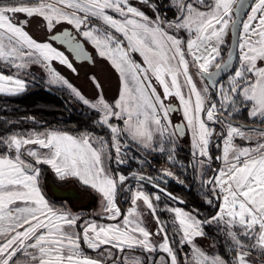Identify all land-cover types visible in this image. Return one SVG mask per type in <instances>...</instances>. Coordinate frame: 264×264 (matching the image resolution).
<instances>
[{"label":"snow or ice","instance_id":"6c2138e0","mask_svg":"<svg viewBox=\"0 0 264 264\" xmlns=\"http://www.w3.org/2000/svg\"><path fill=\"white\" fill-rule=\"evenodd\" d=\"M245 8L250 11L242 19ZM36 18L51 33L49 40L65 45L76 59L93 60L80 36L110 63L120 84L112 102L95 76L101 92L90 100L56 70L54 61L76 71L64 51L26 30ZM62 24L75 34L59 31ZM0 62V94L24 93V77L39 65L47 83L67 88L94 111L93 126L107 133L0 135V264H264V0H0ZM221 73H227L222 82L216 80ZM170 97L179 108L165 103ZM176 111L186 123H172ZM245 112L251 124L237 122ZM185 129L191 160L184 168L192 169L214 214L168 203L161 208V194L185 204L167 190V167L157 177L111 167L113 160L148 163L131 154L132 145L140 153L165 154L177 166V138ZM217 137V148L220 140L223 147L213 157L210 145ZM237 138L247 144H237ZM214 159L220 162L215 169ZM42 165L61 180L90 186L101 197L104 218L115 223L54 207L40 187ZM130 178L135 188L126 183ZM144 180L157 191L145 192ZM120 191L130 194L126 213L117 206ZM141 203L155 221L154 232ZM162 212L172 214L168 221ZM82 244L95 255L85 254Z\"/></svg>","mask_w":264,"mask_h":264},{"label":"trees","instance_id":"16d2710c","mask_svg":"<svg viewBox=\"0 0 264 264\" xmlns=\"http://www.w3.org/2000/svg\"><path fill=\"white\" fill-rule=\"evenodd\" d=\"M91 55L93 57V64H88L87 62L84 63L89 66L92 65V68H94L95 71H89L85 73V82L83 81V79L80 80L81 77H79L78 82H76L74 78L77 74L81 75V71L77 70L76 73H73L71 75L67 73L65 74L68 76L72 84L78 87L81 92L86 93V91L82 88L84 87V85H86L89 91L94 94L95 85L90 80V75L96 76V78H98V73V75H100L103 80L102 82L109 81L107 74V71H109L114 81L113 94L110 97L109 95L105 94L104 91L109 89V87L106 85L107 82H104V86L99 78L98 80L102 85L103 96L106 97L107 101L112 102V100H114L116 96V92L118 89V75L105 59L94 55L92 52ZM79 63L81 62H74V66ZM55 66L62 72V70L60 69V65L55 64ZM156 87L157 91L160 92L158 85H156ZM96 118L97 117L94 111L83 105L82 102L75 98L67 88L45 84L42 80L33 79L31 85L27 87V90L20 95L8 96L0 94V135H9L13 133L27 135L30 132H41L43 130L53 129L57 131L67 132L72 135L80 134L83 131H90L95 134L107 136L106 130L102 131L100 128L93 126L92 121ZM237 122H240L242 124H251L248 118H246V112L243 113L242 116L238 117ZM214 127L219 126L214 125ZM180 140L182 141V143L181 147H178V150L181 152L186 151V139L183 138V136H180ZM210 151L212 155L218 154V150L214 148V145L212 147V144L210 145ZM131 154L139 157L143 156L147 161L152 160V162H156L153 161V158L155 157H149H151L150 155L156 156L157 154L144 153V155H142L137 151L135 145L131 146ZM155 159L157 160V158ZM134 164L135 163L131 161L129 167ZM40 167L42 168V175L39 182L40 187L49 202L58 203L64 209H67L72 213H78L79 216L83 217L84 219H99L97 217V214L91 212L95 208H99L101 204V197L95 190H93L90 186L83 185L76 179H59L46 165H42ZM111 167L113 169L121 171L122 173H128V171H126V165H114V160L111 163ZM188 173L189 169L187 168L185 175L187 186L185 188L179 187V192L178 190H176L177 193H174L175 196L183 199L185 201V204H179L176 201L172 202L185 210H192L193 207H200L202 209H206L199 210L202 215L212 214L215 209L206 208L209 206L203 201L201 192L198 193V190L196 189L197 183L195 182V180L191 188H189V190H186L190 181ZM131 180L132 179H129V181H127L126 183H132ZM142 184L148 186L144 188L145 191H149L151 189L146 183L143 182ZM52 186L60 188H71L75 191V195H57L53 193L51 189ZM129 195L130 194L125 191L118 192L116 202L117 206L122 210L123 213L125 212L128 205ZM161 196L162 199L158 203L160 206H163L165 205V203H168L169 200H167V197H164L163 195ZM194 197L196 199H194ZM189 198H192V204L190 205L187 201L189 200ZM160 216L161 218H164L166 216V212L160 213ZM104 221L108 220L104 219ZM208 231L212 232L213 230L208 229ZM219 250L224 251L223 249Z\"/></svg>","mask_w":264,"mask_h":264},{"label":"rangeland","instance_id":"374dc122","mask_svg":"<svg viewBox=\"0 0 264 264\" xmlns=\"http://www.w3.org/2000/svg\"><path fill=\"white\" fill-rule=\"evenodd\" d=\"M253 2V1H252ZM140 7H142V6H140ZM143 10H145V12L147 11V10H150L149 8L148 9H145L144 7L142 8ZM151 11V10H150ZM149 11V12H150ZM248 11H250V9L248 10ZM148 12V11H147ZM244 19H246V16H245V18ZM39 21V18H36V19H33L32 21H31V23L27 26V28H26V30L35 38V39H37L38 41H44V40H48L47 38H45L46 36H48V35H50L51 33H48L47 32V30H46V28L43 26V24L42 23H40V22H38ZM59 26V25H58ZM57 26V27H58ZM65 26H68V27H71V26H69V25H66L65 24ZM74 30V29H73ZM81 38H83V37H81ZM49 42H51V43H53V46L54 47H57V48H59L60 46H58L55 42H52V41H50L49 40ZM84 42H85V44H86V47H88V49L94 54V55H96V56H98L97 54H96V52H95V50L92 48V46H91V44H89L87 41H85L84 40ZM59 49H61V48H59ZM61 51H64V50H62L61 49ZM65 52V51H64ZM65 54L66 55H68L69 56V59L72 61V63H73V67L76 69V71L78 70V71H81L80 73H82L81 75H76L74 78H75V80H76V82H78V80H79V77H81L80 78V80L81 79H83V81L85 80L84 78V76H85V73L86 72H89V71H95V69L94 68H92V65H86L84 62H81V63H79V64H77L76 66H74V60H73V58H71V56L68 54V53H66L65 52ZM134 55V58L135 59H137V61H140V58H139V56L137 55V54H133ZM236 59H237V55H236V57H235V59H234V61H233V63L235 64L236 63ZM108 62V61H107ZM109 63V62H108ZM55 64H57V65H60L58 62H53V65H54V67L56 68V70L64 77V78H66L70 83H72L70 80H69V78H68V76L65 74V73H67V74H69V75H71V74H73V73H76V71L75 72H73L71 69H69L68 67H66V66H64V65H60L61 67H60V69L62 70V72L55 66ZM110 64V63H109ZM0 68H3V66H2V62H0ZM104 68V67H103ZM105 69V68H104ZM106 70V69H105ZM3 71H4V74H9V71H8V69H3ZM107 71V70H106ZM68 72H70V73H68ZM108 73V78H109V81H104V82H107V86L109 87V89H110V87H111V89L109 90V89H107V90H104L105 91V94H107V95H109V97L113 94V87H114V81H113V77H112V75L109 73V71H107ZM29 73H30V75H28V76H26V77H24V79L28 82V86L29 85H31V83H32V80H33V78L34 79H38V80H42L43 81V83H45V84H49V83H47V81H48V79H49V77H48V74L46 73V71L42 68V67H40L39 65H32L31 67H30V69H29ZM193 73H194V70H193ZM117 75H118V73H117ZM93 75H90V80L92 81V79H91V77H92ZM96 77V76H95ZM97 77L99 78V80L101 81V83L104 85V82H102L103 80H102V78H101V76L100 75H98V73H97ZM226 78H227V73L224 75V76H222V78L220 79V81L222 82L223 80H226ZM194 79L196 80V82H197V84H198V86H203V82L200 80V78L199 77H196L195 75H194ZM85 82V81H84ZM93 83V82H92ZM86 84H87V82H86ZM94 84V83H93ZM49 85H51V84H49ZM53 86H61V85H53ZM75 86V85H74ZM105 86V85H104ZM76 87V86H75ZM82 87V86H81ZM158 87H159V85H158ZM78 90H79V88L78 87H76ZM85 91H86V93H83V92H81L86 98H88V99H90V100H92V99H94L98 94H100V92H101V90L100 89H97L96 87H95V92H94V94L91 92V91H89V89L87 88V86L86 85H84V87H82ZM118 89H119V75H118ZM118 89H117V92H118ZM159 90H160V87H159ZM81 91V90H80ZM161 91V90H160ZM116 92V93H117ZM162 93V92H161ZM185 93H186V90H185ZM102 95H103V93H102ZM105 97V96H104ZM106 98V97H105ZM113 101V100H112ZM168 100H166L165 101V103L167 102ZM108 102H110V101H108ZM193 102H194V98H193ZM178 103V102H177ZM178 106H179V103H178ZM175 114V113H174ZM177 114L178 115H176V116H173V114L171 113L170 114V118H171V120H172V123L174 124V122H176L175 121V119L177 118L178 120H181L182 122H183V124L184 123H186V122H184V120H183V114L182 113H180V111H177ZM246 118H247V113H246ZM114 123H117L116 121H113ZM251 123V122H250ZM218 131H219V129H220V126L219 127H215ZM50 130H53V129H47V130H43V131H50ZM43 131H41V132H43ZM55 131H57V130H55ZM62 132V131H61ZM185 132H186V134L185 135H183V138H185L186 139V141H187V145H186V147H185V150L186 151H183V152H181V151H179L178 150V147H181V143H182V141L180 140V136L177 138V143H176V155H177V161L179 162L178 163V165L177 166H175V167H173V166H171L169 163H168V161H167V156L165 155V154H161V153H152V154H157L156 156H154V155H150L151 157H149V158H152V157H155V158H157V160L155 159V158H153V161H156L155 163L154 162H152V160H149L148 161V163L147 164H144V165H141V164H139L137 161H135V160H132V162H134L135 164H134V166L133 165H131L130 167H129V164H130V162L131 161H129V163L128 164H126V171H128V173L127 174H129V172H136V173H138V174H142V175H145V176H152V177H157L158 175H159V173L161 172V170L163 169V168H169V170L171 171V173H172V175L171 176H168L166 179H167V188L168 189H170V190H172V189H175L176 187L178 188V187H186L187 186V182H186V177H185V175H186V170H185V168H184V165H187V164H189V162H190V160H191V155H190V153H191V134L190 133H187V130L185 129ZM72 135V134H71ZM77 135H79V134H77ZM236 143L237 144H242V145H246L247 144V142H245V141H241V140H239V138H237V140H236ZM219 144H220V147L218 148V154L220 155V150L222 149V147H223V142H222V140H220L219 141ZM142 155H144V153H141ZM141 158L142 159H144V157L143 156H141ZM159 158V159H158ZM114 165H116V163H115V161H114ZM219 165H220V162L218 161V164H217V166H216V168H218L219 167ZM123 174H125V173H123ZM127 174H125V175H127ZM184 177H185V179H184ZM194 177H195V175H194ZM181 180H183L184 181V185L182 186L181 185V183H180V181ZM195 182L197 183L196 184V189L198 190V193H200L201 192V189H200V187H199V181L195 178ZM128 184H130V185H132V187H136V181H134V182H132V183H128ZM144 185V184H143ZM146 187H148V186H146V185H144V188H146ZM51 189H52V191H53V193H55V194H57V195H68V196H73V195H75L74 193H75V191L73 190V189H71V188H60V187H55V186H52L51 187ZM145 191V190H144ZM146 192V191H145ZM156 191L155 190H152V189H150L147 193H149V194H152V193H155ZM130 196V195H129ZM192 199V198H191ZM194 199H196L195 197H194ZM58 200V199H57ZM168 200V199H167ZM59 201V200H58ZM203 201H204V198H203ZM188 202H189V205L190 204H192V200H188ZM200 202H201V199H200ZM54 207H56V208H63L61 205H59L58 203H53V202H50ZM168 203L170 204V206H173V207H180V206H178V205H176L174 202H172V201H168ZM130 206V200H129V202H128V205H127V207H126V210H125V212L124 213H126L127 212V209H128V207ZM160 206V205H159ZM161 208H163L164 207V205L163 206H160ZM193 208H196V207H193ZM199 210H206V209H202V208H200V207H197ZM206 208H210V207H206ZM67 210V209H66ZM140 210L144 213V216H143V219H144V221H145V224H146V226L149 228V230H151V231H155L156 230V224H155V221L152 219V217H151V215H149L148 213H147V210L144 208V206L142 205V203H141V205H140ZM185 210V209H184ZM211 210V209H210ZM186 211H191L190 209L189 210H186ZM215 211V210H214ZM214 211H213V213L212 214H214ZM91 212H94L95 214H97V217L99 218V219H95L94 221L95 222H97V223H101V224H107V223H115V221H104V217H105V214L103 213V209H102V205L100 204V206H99V208H95L94 210H92ZM73 214H76V215H79L78 213H73ZM169 214V215H168ZM171 215L172 214H170V213H167L166 212V216L164 217V218H161L162 220H165V221H168L169 219H170V217H171ZM89 220V219H88ZM107 220V219H106ZM204 247H207V243H205L204 245H203ZM82 247L84 248V251H85V254H87V255H95V253H93L90 249H87V246L86 245H84V244H82ZM159 255H164L163 253H160ZM183 256H184V254H183V252H181L180 253V259L181 260H183ZM157 259H159V256H157Z\"/></svg>","mask_w":264,"mask_h":264},{"label":"flooded vegetation","instance_id":"af4514ba","mask_svg":"<svg viewBox=\"0 0 264 264\" xmlns=\"http://www.w3.org/2000/svg\"><path fill=\"white\" fill-rule=\"evenodd\" d=\"M57 29L59 30V31H63L64 29H68L69 31H72L73 32V34H75V30H73L71 27H68V26H65V24H62V25H59L58 27H57ZM46 38L48 39V37L46 36ZM77 39H79V40H81L83 43H84V46L86 47V44H85V42H84V39L83 38H81L80 36H78L77 37ZM49 40V39H48ZM53 42V41H52ZM58 46H60L59 48H61L62 50H64L66 53H68L64 48H63V46H61L60 44H57ZM86 49L89 51V55L92 57V55H91V52H90V50L86 47ZM69 54V53H68ZM70 55V54H69ZM74 60V59H73ZM75 62H86V61H83V60H80V61H77V60H74ZM87 63L88 64H93V60H91L90 62L89 61H87ZM160 94H161V91L159 92ZM162 95V94H161ZM173 100H174V102H173ZM166 104H171L173 107H176V108H179V106H178V103H177V100L175 99V97H170L169 99H168V101L166 102ZM176 115H178L177 114V111L176 112H173L172 114H173V116H176ZM175 121L176 122H174V124H177V123H182L183 124V122L181 121V120H178L177 118L175 119ZM219 126V125H218ZM217 140H218V138H214L213 139V143H212V147H213V145H214V148H216L217 150H218V148H217V146H216V142H217ZM213 151V150H212ZM210 154L212 155V153H211V151H210ZM219 154H213L212 156L213 157H215V156H218ZM217 164H218V161H216L215 159L213 160V162H212V168L213 169H215L216 168V166H217ZM134 166V165H133ZM189 169V173H188V176H189V178H190V181H189V183H188V188L186 189V190H189V188H191V186H192V184L194 183V180H195V177H194V173H193V171H192V169L191 168H188ZM209 175H211V172H209L208 173ZM128 175V174H127ZM131 179V178H130ZM132 182H134L135 180H131ZM141 183H143V181L141 182ZM148 185V184H147ZM150 187V186H149ZM152 190H155V189H153L152 187H150ZM179 188V187H178ZM177 187L175 188V189H172V190H170V189H168L170 192H172L173 194L174 193H177V191L176 190H178V192H179V190L180 189H178ZM155 191H157V190H155ZM146 192H148V191H146ZM161 195H163V194H161ZM175 195V194H174ZM189 200H192L191 198H189ZM188 201V200H187ZM182 208V207H181Z\"/></svg>","mask_w":264,"mask_h":264},{"label":"water","instance_id":"95a60500","mask_svg":"<svg viewBox=\"0 0 264 264\" xmlns=\"http://www.w3.org/2000/svg\"><path fill=\"white\" fill-rule=\"evenodd\" d=\"M252 1L253 0H247V2L248 3H252ZM247 10H248V8H245L244 10H243V12L241 13V18L243 19L244 18V13H246L247 12ZM237 31H239V26H238V28H237ZM51 35V34H50ZM50 35H48L47 37H48V39H49V37H50ZM81 41V40H80ZM53 42H55L56 44H60L58 41H53ZM81 43L84 45V43L81 41ZM61 46H63V48L70 54V56H71V58H73L74 60H77V61H80V60H78V59H76L75 57H74V55L73 54H71L68 50H67V48H66V46L65 45H63V44H60ZM85 47V46H84ZM227 50V49H226ZM85 51L86 52H88V54H89V51L86 49V47H85ZM236 53H237V50L236 49H233V61H234V59H235V57H236ZM90 56V55H89ZM90 62V61H89ZM226 73H221V75L219 76V77H216V80L217 81H220V79L222 78V76H224ZM210 88L212 87L211 85L209 86ZM238 123H240V122H238ZM177 124H182V123H177ZM144 183H146V184H148L150 187H152L151 186V184L147 181V180H144L143 181ZM153 188V187H152ZM154 189V188H153ZM156 190V189H155ZM168 190V189H167ZM169 191V190H168ZM170 192V191H169ZM172 193V192H171Z\"/></svg>","mask_w":264,"mask_h":264},{"label":"crops","instance_id":"0c3cea01","mask_svg":"<svg viewBox=\"0 0 264 264\" xmlns=\"http://www.w3.org/2000/svg\"><path fill=\"white\" fill-rule=\"evenodd\" d=\"M132 2L133 3H136L137 2V0H132ZM140 6H142V8L144 7L145 9H148V7L147 6H143V5H140ZM248 10H249V8H248ZM248 10H247V12H248ZM145 11V10H144ZM148 11V12H147ZM146 11V14H148L149 16H151L152 15V12L150 11V10H147ZM150 11V12H149ZM244 18H245V16H244ZM243 18V19H244ZM59 49V48H58ZM61 50V49H60ZM119 75V74H118ZM119 87H120V84H119ZM160 90H161V94L163 95V90L160 88ZM186 90V93H187V89L185 88L184 89V91ZM118 94H119V89H118V92L116 93V96H115V98L118 96ZM114 98V99H115ZM176 100H177V102L179 103V100L177 99V98H175ZM180 113H182V111H180ZM183 116V115H182Z\"/></svg>","mask_w":264,"mask_h":264}]
</instances>
